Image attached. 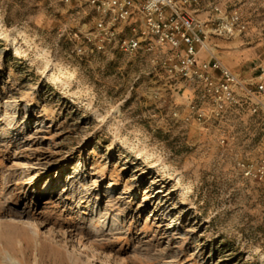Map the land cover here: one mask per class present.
<instances>
[{
    "label": "rangeland",
    "instance_id": "obj_1",
    "mask_svg": "<svg viewBox=\"0 0 264 264\" xmlns=\"http://www.w3.org/2000/svg\"><path fill=\"white\" fill-rule=\"evenodd\" d=\"M211 1L247 24L212 52L256 80L264 0ZM93 21L0 0V264H264V183L236 167L264 139L174 122L192 92L161 102L159 54L92 52Z\"/></svg>",
    "mask_w": 264,
    "mask_h": 264
},
{
    "label": "built area",
    "instance_id": "obj_2",
    "mask_svg": "<svg viewBox=\"0 0 264 264\" xmlns=\"http://www.w3.org/2000/svg\"><path fill=\"white\" fill-rule=\"evenodd\" d=\"M60 1L69 9L91 8L93 28L82 38L92 52L159 54L152 62L159 74L160 101L176 102L169 91L192 92L188 101L175 105L174 122L213 126L225 133L223 143L235 129L264 139V73L256 80L246 77L210 47L213 37L232 38L246 30L241 8L227 12L211 0ZM204 54L208 56L202 59ZM236 167L264 183V149L254 158H239Z\"/></svg>",
    "mask_w": 264,
    "mask_h": 264
}]
</instances>
